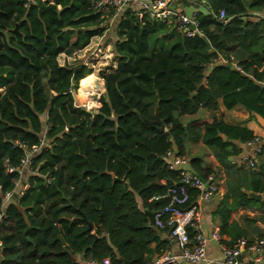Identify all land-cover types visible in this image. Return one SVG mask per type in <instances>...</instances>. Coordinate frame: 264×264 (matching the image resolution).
Instances as JSON below:
<instances>
[{
	"label": "trees",
	"instance_id": "trees-1",
	"mask_svg": "<svg viewBox=\"0 0 264 264\" xmlns=\"http://www.w3.org/2000/svg\"><path fill=\"white\" fill-rule=\"evenodd\" d=\"M207 5L211 14L195 16L200 34L194 37L148 16L117 18L116 67L102 73L105 94L93 114L74 106L72 92L84 102L81 87L95 76L80 64L61 66L59 58L102 36L107 19L89 0H0V264H78L75 255L147 264L165 243L145 213L164 207L160 198L177 180L167 151L183 155L187 137L201 139L226 165L236 153L230 140L253 139L252 132L216 120L186 127L180 120L216 110L219 100L227 110L242 106L264 117V87L256 83L264 79L258 71L264 21H246L264 9V0ZM219 10L226 23L217 19ZM219 56L228 64L208 72ZM44 134L47 144L31 160L36 175L23 176L19 186L27 179L28 190L4 204L18 181L6 165L17 168Z\"/></svg>",
	"mask_w": 264,
	"mask_h": 264
},
{
	"label": "built area",
	"instance_id": "built-area-1",
	"mask_svg": "<svg viewBox=\"0 0 264 264\" xmlns=\"http://www.w3.org/2000/svg\"><path fill=\"white\" fill-rule=\"evenodd\" d=\"M27 3H34V0H26ZM44 1V0H43ZM172 0H89L90 9L101 17L119 18L125 13H130L142 20L144 16L153 18L166 25H174L177 32L186 37L199 35L198 24L195 18L186 17L183 14L175 12L170 4ZM217 19L226 23L227 16L224 10H219ZM112 24V23H110ZM193 26L194 29H190ZM89 52L87 60L80 64L88 70H94L97 67V73L110 72L116 67V61L112 48L92 45L86 47L76 54L84 55ZM73 54V55H76ZM72 55V56H73ZM72 56L61 55L59 64L72 65L63 59H69ZM114 56V58H112ZM62 58V60H60ZM114 61V62H113ZM62 62V63H61ZM227 63V60L218 58L212 62ZM65 63V64H64ZM74 65V64H73ZM241 69L240 67L238 68ZM46 132V131H45ZM249 144H253V140ZM46 145L45 134L41 137L40 145L24 151V159L17 168L6 165L8 174L17 173L18 181L15 189L5 193L4 204L10 201L17 202L29 188V182L21 185L23 176L27 178L36 175V171L31 166V160L43 146ZM261 149L255 148L254 155H246L241 158L240 164L249 169H255V156L260 154ZM172 157V158H171ZM165 161L169 171L177 174V180L167 193L160 199H164L166 204L154 216V226L167 235V237L178 247L179 254H173L169 250H164L156 255L147 264H182L199 263L206 260L207 245L210 240L219 242L221 246L223 262L222 264H252L249 260L241 259L243 251L258 256V259H264V237L259 238L252 243L245 239H238L232 245H226L221 242L220 234L217 230L211 232L210 236H205L200 232V205H208L212 202L218 192V182L213 173L204 177L183 169L189 164V160L183 156L175 154L173 150L167 151ZM51 179H47L48 184ZM159 199V198H157ZM189 206V207H188ZM3 215H0V219ZM188 230H191L193 236H189ZM86 264H97L94 261H87ZM99 264H112L110 259L105 258Z\"/></svg>",
	"mask_w": 264,
	"mask_h": 264
},
{
	"label": "crops",
	"instance_id": "crops-1",
	"mask_svg": "<svg viewBox=\"0 0 264 264\" xmlns=\"http://www.w3.org/2000/svg\"><path fill=\"white\" fill-rule=\"evenodd\" d=\"M170 6L175 12L189 18H195L199 14H211L207 0H172ZM101 18L107 19L106 24L108 28H106L102 36L96 37L91 41V46L95 41H98L99 43L96 45L110 49L116 40L115 30L112 25L115 18ZM258 19L264 21V9L253 16L246 17V21L254 23ZM167 26H171V24ZM190 29H194L193 26ZM219 58L223 57L219 56ZM216 64L222 63L217 62L207 66V71L210 72ZM230 65L238 72L244 74L242 69H238L239 65L237 62H231ZM262 70H264V66L263 69L261 68L258 71ZM256 83L264 87V79L260 81L256 80ZM261 119L264 120V117L251 113L242 106H236L231 110H227L220 100L216 110L200 109L195 115L180 118L185 127L192 122L204 124L212 123L216 120L223 122L227 126L246 129L253 134V144H249L251 140L247 142L230 140L236 146V153L228 157L226 165H222L218 161L213 151L206 147L201 139L193 141L187 137L184 142V153L183 155H179L189 160V164L182 167L183 169L192 171L202 177L209 173L215 175L218 182V192L210 204L200 205L199 227L200 232L208 237L211 232L217 230L220 234L221 242L226 245H232L235 242L234 240L238 239H245L252 243L264 237V190H262L264 188V125L259 123ZM220 137L223 141L228 140L224 135H220ZM224 138L226 139L224 140ZM257 147L261 149V152L254 157L256 162L255 169L242 166L240 164L241 158L246 155L253 156L254 149ZM174 152L177 154L176 151ZM192 160H196V167L191 164ZM195 169L200 171L197 172ZM250 194H255L257 198L250 197ZM137 203L141 206L139 198H137ZM222 215L226 218H223ZM223 225L224 231H226L224 234L221 233ZM156 230L158 231L160 240L165 243L164 250H169L173 254H179L180 250L167 235L157 228ZM154 246L155 244L150 245L151 248H154ZM157 254L158 252H155L150 260ZM74 259L78 264H86L85 262L87 261H94L97 264L101 262L85 259L82 255H75ZM241 259L249 260L252 264H264V259L257 260L258 256L249 254L246 251H243ZM222 262L223 256L219 242L209 239L205 261L199 263L182 262V264H222Z\"/></svg>",
	"mask_w": 264,
	"mask_h": 264
},
{
	"label": "rangeland",
	"instance_id": "rangeland-1",
	"mask_svg": "<svg viewBox=\"0 0 264 264\" xmlns=\"http://www.w3.org/2000/svg\"><path fill=\"white\" fill-rule=\"evenodd\" d=\"M98 43H99L98 41H95V43L93 45H96ZM99 46H101V45H99ZM88 55H89V52H87L84 55L83 54L82 55L76 54V55H73L72 57H70L68 60L67 59H63V61L66 60L65 62L68 61V63L72 64V65L73 64L74 65L82 64V63H84L87 60ZM112 58H114V56ZM60 60H62V58ZM96 70H97V67L93 71L91 70V74L95 76L96 84L98 85V88H96L95 92L91 93V92H86L84 90L82 91V87H81V93L85 97V101L84 102H82L81 97H80V99L78 101H76L77 90L72 92L73 99H74V106L76 108L84 109L87 112H90V113H93V114L96 113L97 110L100 108L101 105L99 103V99L105 94V90H104V86H103V79H102L103 75H102V73L98 74ZM78 86H79V83H78ZM91 101H94L96 103V105L94 107H91V105H90Z\"/></svg>",
	"mask_w": 264,
	"mask_h": 264
},
{
	"label": "water",
	"instance_id": "water-1",
	"mask_svg": "<svg viewBox=\"0 0 264 264\" xmlns=\"http://www.w3.org/2000/svg\"><path fill=\"white\" fill-rule=\"evenodd\" d=\"M103 86H104V89H106V83H105L104 80H103ZM156 123H157L158 125H160V127H159V131H160V132H163V131L165 130V128H164L163 125H161V122H160V120H159V118H158L157 112H156ZM259 123H260L261 125H264V120H263V119L259 120ZM150 125H151V126H154V123L152 122V123H150ZM225 139H226V138H224V140H225ZM112 176H113V175H112ZM113 178H114V177H113ZM114 180H116V179H114ZM123 182H124V180H123ZM250 197H252V198H257V196H256L255 194H250ZM145 214H146V216H147L148 219H149L150 225L153 226V225H154L153 214L150 213V212H146ZM120 260L123 262V264H130L129 262H127V261H125V260H123V259H120Z\"/></svg>",
	"mask_w": 264,
	"mask_h": 264
},
{
	"label": "bare ground",
	"instance_id": "bare-ground-1",
	"mask_svg": "<svg viewBox=\"0 0 264 264\" xmlns=\"http://www.w3.org/2000/svg\"><path fill=\"white\" fill-rule=\"evenodd\" d=\"M96 88H98V85L96 84L95 79H89L84 83L83 90L86 92H95ZM80 99V94L77 92L76 95V101ZM91 107H94L96 103L94 101H91L90 103Z\"/></svg>",
	"mask_w": 264,
	"mask_h": 264
}]
</instances>
